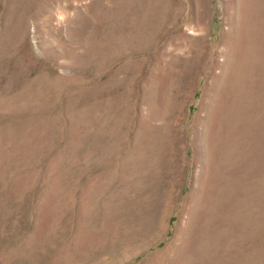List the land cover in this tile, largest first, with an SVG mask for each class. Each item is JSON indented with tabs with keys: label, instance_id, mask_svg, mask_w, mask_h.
Returning <instances> with one entry per match:
<instances>
[{
	"label": "rangeland",
	"instance_id": "1",
	"mask_svg": "<svg viewBox=\"0 0 264 264\" xmlns=\"http://www.w3.org/2000/svg\"><path fill=\"white\" fill-rule=\"evenodd\" d=\"M0 264H264V0H0Z\"/></svg>",
	"mask_w": 264,
	"mask_h": 264
}]
</instances>
